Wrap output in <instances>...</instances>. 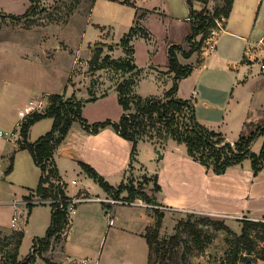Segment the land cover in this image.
<instances>
[{
  "label": "crops",
  "instance_id": "obj_1",
  "mask_svg": "<svg viewBox=\"0 0 264 264\" xmlns=\"http://www.w3.org/2000/svg\"><path fill=\"white\" fill-rule=\"evenodd\" d=\"M199 1L202 4V1ZM206 1L204 4H207L210 9L213 8L216 2V0ZM3 2L6 4V8L11 3V0ZM125 2L136 6V3L132 0H126ZM187 2L191 5L189 0ZM162 3L170 5L169 0H162ZM263 4L264 0H234L230 16L223 20L224 27H214L210 37L206 40L207 44H204L203 59L199 62L196 59V64H192L194 65L192 71L187 76L179 79V87L176 92L178 97L190 99L192 102L196 97L199 100L197 107L206 101V105L212 109V111H206L198 108L202 111V115L196 112V115L198 113V120L210 128H214V123L220 121V119L213 117L218 107L224 104L220 101L219 95L222 94L228 100L232 96L229 90L234 87L238 80V76L232 78L235 64L239 66L238 69L240 70L245 66L249 68L252 63L254 64V59L259 58L262 53L261 44L264 42ZM158 7V4H151L150 6H143V8L140 7L141 11L140 9L136 11V18L130 27L132 28L138 24L139 29L130 43L134 48L132 61L139 68L142 67L145 70V74L151 75L155 81L162 85L161 94H156L155 92V94H149V96L162 97L174 83L175 72L169 71L170 47L173 44L190 46L187 37L193 29V22L198 19V12L197 10H194V13L191 12L192 7H190L191 9H188L187 13L178 17L175 24L177 28L174 33L167 36V42L165 43L164 40L159 43L158 38L155 39L156 44H154V33L163 36L164 31L168 28V21L163 20L164 17L160 14ZM205 9L203 8V10ZM141 22L144 25H149V29ZM151 22L154 23L157 30L150 26ZM94 24L101 27L102 32L104 31L105 33L106 25L102 26L98 22H94ZM199 35L200 33L194 39L197 40L196 38ZM38 39V42L45 41L43 37ZM120 41L121 39L118 41L113 40L116 43ZM160 49H162V54H166L167 58L162 56V60H157L155 55ZM114 50L119 51L120 54L116 56L119 59L120 57L125 58L128 56L123 46L119 48L118 45H115V49L111 51ZM44 53L47 56H51L47 48H45ZM178 56L182 63L187 64L190 63V59L195 57V53L191 56H185L182 51H179ZM242 56H244V59H241ZM43 60L36 61L44 63ZM211 63H213V67L209 70L206 79L204 78L202 86L198 87L200 77L210 68ZM232 63L234 64L233 66ZM119 70L121 72L117 74L119 76L123 75V70ZM70 74L71 70L69 71L68 79L71 77ZM252 80L253 82L250 84L251 86L249 85V88L256 90L257 93L261 79L258 76H254ZM3 81V79L0 80V83H2L0 85V95L1 90H3ZM68 83L69 81L67 80ZM18 85L16 86L18 90V93H16L17 98L6 105L2 104L0 98V130L16 131L13 140L0 137L6 142H14L11 143L12 145L9 148L5 145L1 146L2 143L0 144V169L3 166L1 160L4 159L5 155L13 151L17 155L15 160L19 161L24 158V163L23 161L21 162L24 168H30L32 163L35 162L32 153L30 157L22 153L24 150L29 149L19 146L20 142L18 139L21 138L18 134L19 122L22 119L20 111L32 100L43 98L48 100L46 102L49 103V99L45 96L59 92L51 88L38 91L36 86L32 87L26 81L20 82ZM139 85L137 84L136 87ZM102 87L100 90L104 89L103 92L93 95L95 98H91V95L88 97L83 95L88 98L83 115L90 122L106 119L118 121L124 112L123 106L122 110L116 115H113L107 108L108 101L111 98L118 100L121 104L117 84L110 82L105 83ZM213 88L214 95L210 96L208 92ZM71 89V92H73L72 86ZM252 94L254 96V93ZM19 98H22L20 104L17 100ZM233 99L228 103L226 102V108L221 113L224 122L228 123V125L230 123L234 125V130L232 128H227L228 130L223 128L224 131L222 130L226 140L231 142H234L240 136L249 122L264 118V99L261 100L260 98V102L255 101L254 98L247 99L241 104L244 105L241 109L237 104L232 106ZM209 111L210 119L209 115L206 116L205 114ZM251 115L254 116L251 117ZM168 142L166 145L161 146L152 141H140L137 152L134 154V142L124 137L113 126H106L98 132H91L77 122L73 124L55 152L56 162L62 179L67 183V194L76 195L82 193L92 197V199H86L76 204L74 218L72 215L67 229L65 227V239L58 250H62L64 256L59 257L56 255L57 258H53V264L62 258L65 260L62 264H149L150 245L145 233L148 227L156 222L155 207L165 212L164 221L167 219L174 220V212L184 211L193 214L221 215L227 219V222L240 216L259 220L264 215V167L259 172H255L251 159L247 158L240 164L228 167L225 172L217 173L212 167H208L193 158L185 144L173 139ZM141 155L152 159V161L157 160L156 166L145 172L146 170H143L140 162ZM83 163L94 167L113 188H105L87 172ZM131 171L140 172L143 176L148 177V180L145 181L147 187L145 189L155 202L147 201L145 203L142 201L141 196H136L135 198L121 197V194L128 189L117 194V188L121 183L127 182ZM75 172L81 174L83 178L81 186L76 188L75 192H71L70 189L74 187L72 184L77 183V180L73 178L71 184L70 180H68V175L75 174ZM2 175L4 174L2 173ZM37 179L35 178L34 181H37ZM74 180L76 181L74 182ZM96 184L100 186L98 188H100L101 193L93 196L90 187ZM4 192L6 197L0 200V204L5 206L6 211L14 208V213L10 222L4 220V212L0 211V228L10 230L22 228L23 222L20 224L18 221L25 215L29 207L27 202H25L28 201L26 194L24 197H20L18 191L10 188V186L5 187ZM98 197L128 200L130 201L128 202L129 204L137 205L138 208L135 211H118V209H115V205L118 203L126 204V202L111 203L110 201L97 199ZM36 198L38 197L36 196ZM109 211L115 217V222L112 224L109 222ZM15 215L18 217L16 221L13 220ZM76 234L81 237L79 238ZM83 234H95L96 240L88 242V239L85 240L82 237ZM106 235L107 238H110V242L106 255L103 257L104 252L101 245ZM106 243L107 241H105ZM256 255L257 252H254L251 258ZM238 264L249 263L244 259H239ZM252 264H264V259L257 257Z\"/></svg>",
  "mask_w": 264,
  "mask_h": 264
},
{
  "label": "rangeland",
  "instance_id": "obj_2",
  "mask_svg": "<svg viewBox=\"0 0 264 264\" xmlns=\"http://www.w3.org/2000/svg\"><path fill=\"white\" fill-rule=\"evenodd\" d=\"M3 1L7 0H0V80H4V85H2L3 90H1L0 98L3 105H6L10 101L17 98L16 93H18V90L16 86L18 85V83H22L24 81H26L32 87L36 86L38 91H44L51 88L52 90H58L59 92L64 93L67 98L74 95V98L81 100L88 99L85 98V96L88 97L90 95L92 96L103 92L104 89H100L103 88L102 85H104L105 83L113 82L117 84L118 81H120V79L122 78V75L119 76L117 74L121 72L119 69L114 66L91 69L90 59L98 45H103L104 47L103 56L110 55V59H119L116 57L120 54L119 51L111 50L115 49V45H118L119 48L123 45L121 41L119 43H116L113 42V40L118 41L122 39V37L128 32V30L131 28L130 26H132L136 18V11H138L140 7L143 8V6L158 4L160 14H162L164 17L163 20L168 21V28L166 31H164L163 36L158 35V33H154V44H156L155 39L158 38L159 43L164 40L165 43L167 42V36H170L172 33H174L175 29L177 28L175 24L177 23L178 17L182 14L187 13V10L191 9L190 7H192L195 11L197 10L198 13L203 11V8L205 9V7L206 10L210 9L207 4H204V2H207L206 0H201L202 4L199 0H191L192 5H189L187 0H169L170 5H164L162 3V0H132L134 3H136V6L134 4L125 2L126 0H11V3H9L8 7L6 8V4ZM218 1L219 0H216L215 5L218 3ZM28 10L30 11L27 15H25L24 13H26ZM12 15L20 17L15 18ZM196 20L198 19H195V21ZM94 22H98L102 26L106 25L105 33L104 31L102 32V28L98 27L96 24H94ZM150 24L151 27L156 29L153 22H151ZM144 26L149 29V25ZM191 33L192 31L189 34ZM202 35L203 32H200L199 37L196 39H202ZM39 37H43L45 41L38 42ZM51 44L53 45L50 48ZM204 44H207V41H205ZM45 48L48 49V52L51 53V56H47V54L44 53ZM261 48V55L259 56V58L254 59V64L252 63L249 68L248 66H245L244 68L240 67V70L238 69L239 66L236 64L233 67L234 73L232 74V78H236L238 76V80L235 83L234 87L229 90L232 94L229 100L227 97H223L222 94L219 95L220 101L224 104L218 107V109L216 110V114L213 115L215 119H220V121L218 123H214V128L211 129L216 128L215 130L219 132H222V130L224 131L223 128H225L226 130H228L227 128H232V130H234V125H232V123L228 125V123L224 122V120H222L223 117L221 114L226 108L225 104L230 102L232 98H234L231 103L232 106H235L237 104L240 109L244 107V105L241 104H243L247 99L254 98V100H257V102H260V98L261 100L264 99V69L261 68V58L264 54V42L261 44ZM124 49L126 50L125 47ZM204 49L205 46L202 48V51L194 52L195 57L189 60L190 65L194 63L196 64L197 61L199 62L203 59ZM129 52V56L133 57V49H131ZM155 56L157 60H162V56L167 58L166 54H162V49H160ZM242 58L244 59V56H242L241 59ZM40 59H44V63L36 61ZM233 65L234 64L232 63V66ZM212 67L213 63H211L210 68L202 74V78L200 77L201 80L199 79L198 87L202 86L204 78L206 79L209 74V70ZM140 68V78L137 83L138 85L140 83V85L137 87L135 86L136 93L141 95L143 98L148 97L149 94H155V92L156 94H161L160 92H162V85L155 81L151 75L145 74V70H143L142 67ZM70 70L71 77L68 79ZM254 76H258L261 79V81L259 82L260 87L257 89V93L256 90H251L249 88V85L253 82L252 79ZM67 80L69 81L68 84ZM1 84L2 83H0V85ZM71 86L73 87V92H71ZM252 93H254V96H252ZM208 94L210 96H213L214 88L211 89ZM45 97L49 99V94H47ZM21 99L22 98L17 99L19 104L20 102H22ZM42 100L44 101V103H47V105H49V103L46 102L48 100L43 98ZM198 101L199 100H197L196 97L193 99V103L196 106V112H199V114L201 115L203 114L202 111L198 108L206 111H212L210 106L206 105V101H204L203 104L201 103V105L197 107ZM84 107L83 110L85 109ZM107 108L113 115H116L120 110H122V105L118 102V100L111 98L108 101ZM210 111L205 113L206 116L209 115V119ZM252 116L254 115H251V117ZM43 118L45 119L41 118L42 120H37L31 125L26 140H29L31 142L36 141L40 136L50 131L53 118L50 116ZM23 122L24 121H22V124L19 126L18 134L21 137L20 139H18L19 142L24 140V136H22L21 134V127L23 125ZM263 123L264 118H259V120L249 122L245 130L246 132H248ZM222 133L224 134V132ZM162 141L163 143H167L168 141L170 142V140ZM11 143L14 142H6V140L0 138L1 146L5 145L9 148V146L12 145ZM263 143L264 133L259 134L256 137L253 142L252 150L255 152H259L263 146ZM232 144L234 147L236 146L235 141L232 142ZM22 153L27 154L29 157L31 154L29 150H24ZM12 155L14 156V168L9 172L8 168L11 163ZM15 156H17L16 152L13 151L12 153L5 155L4 159L1 160L3 166L0 169V200L6 197L4 188L9 186L10 188H14L15 190H17L20 197H24L25 194L26 196L30 194L32 196V192L35 193L34 189H36L38 180H40L41 168L36 164V162H33L30 168H24V158L17 161L15 160ZM141 156L142 157L140 158V162L142 164L143 170H146L145 172L150 171L153 166H156L157 160L152 161V159H148L143 155ZM22 161L23 163H21ZM2 173L4 175H2ZM35 178H38L37 181H34ZM73 178L77 180L78 184H72ZM82 178L83 176L77 172H75V174L68 175V180H70V183L74 186H72L73 188L70 189L71 192H75L76 188L81 186ZM147 178L148 177L143 176V174H141L140 172L131 171L129 174V179H127V182H125V184L134 185L137 188L141 189L143 187H146L145 181L148 180ZM98 187L100 186L97 184L90 187L91 194L93 196H96L97 193H101V190ZM36 196L33 194L34 200L40 199L36 198ZM69 196L85 197L86 195L81 193ZM121 197L133 198L128 190H125V192L121 194ZM142 201H144L145 203L147 202L145 198H142ZM4 207V205L0 204V211L4 212L3 218L4 220L11 222L14 208L12 210L9 209L8 211H6ZM137 208V205L129 203H118L115 205V209L123 212L135 211ZM66 210L68 211V208H66ZM20 213L22 214V212ZM174 213V220L167 219L163 221L161 229L162 237H169L176 231V225L178 221H180L181 219H187L192 215V213L185 211ZM74 214L75 213L72 214L73 218ZM195 215H206L213 219L224 220L226 224L229 223L228 225L237 233H240L245 219H251L253 221L255 220L247 216H240L235 217L227 222V219L221 215H209L201 213ZM51 218V203H36L35 205L28 207L25 215H23L18 221V223L20 222V224L21 222H23L22 228L19 229H24L25 231L19 249V259L28 257V255L32 251V253L35 254V257L30 264H53V258H57L56 255L59 257L64 256L63 251L58 250L60 249L61 243L64 242L65 229L57 233L52 238L49 248L47 250H44V252L40 251L39 244L37 245L36 249L31 250V247L33 246L34 241L37 237L46 236L48 231L47 228L51 222ZM259 219H264V215ZM204 227L206 233L212 236L211 241H208L203 248L194 245L188 246L183 243L178 248V253L174 255L173 259H169L167 263L225 264L227 255L231 249V244L227 238L230 234V231L226 228H216L212 223L204 224ZM10 231V229L0 228V236H3L4 233ZM253 233L257 237V241L259 244L258 247L261 248L264 245V241L262 239L264 231L256 229L253 231ZM76 235L79 236V238L81 237L79 234ZM82 237H84L85 240L88 239V242H90V240H96L95 234H83ZM105 241H107L106 244ZM109 242L110 238H107L106 235L101 245L104 252L103 257H105L106 255ZM64 261L65 260L63 258L58 259L55 264H62L64 263ZM155 263L161 264V260H156Z\"/></svg>",
  "mask_w": 264,
  "mask_h": 264
},
{
  "label": "trees",
  "instance_id": "obj_3",
  "mask_svg": "<svg viewBox=\"0 0 264 264\" xmlns=\"http://www.w3.org/2000/svg\"><path fill=\"white\" fill-rule=\"evenodd\" d=\"M189 2L192 5L191 0ZM233 3L234 0H219L212 10L205 9L204 12L198 13V20L193 22L192 33L187 37L190 46L173 44L170 47L169 71L175 72L174 83L164 96L152 95L143 98L135 91V86L140 78V68L132 61L129 51L133 49L134 52L130 42L138 32L139 26L137 24L121 39L122 45L127 50V57L110 59V55L103 56V45H98L90 59L91 69L114 66L124 72L123 79L121 78L117 83L119 100L124 108V112L118 121L106 119L90 122L83 115V107L88 99H76L73 97L74 95L67 98L61 92L49 94V105L45 111H35L22 120L24 122L21 127V134L24 136V140L20 141L19 146L29 149L36 164L41 168V177L36 189H34L35 193L33 192L35 196L38 195L40 201H34L33 194L32 196L30 194L26 196L27 204L31 207L36 203L48 202L45 200H54L49 202L52 204V218L47 234L44 237H37L31 250L36 249L39 244L40 251L44 252L49 248L52 238L69 225L70 217L66 208L70 196L66 192L67 183L60 175L55 152L75 122L91 132H98L106 126H113L124 137L134 142V154L137 152L141 140L152 141L163 146L167 143H163L162 140L173 139L185 144L193 158L208 167H212L217 173L225 172L228 167L240 164L247 158L251 159L255 172H259L264 167V143L259 152L251 149V144L256 137L264 133V123L248 132L244 129L235 140L236 146L234 147L231 141L226 140L222 132L211 129L198 120L192 100L183 99L176 95L179 79L187 76L193 68V65L183 64L180 61L178 52L182 51L185 56H191L196 51H202L212 29L217 27L216 18H228ZM29 11L24 14L27 15ZM191 12L194 13L193 8ZM200 32H203L202 39L195 40L194 38ZM91 98H95V96L92 95ZM47 116L53 118L50 131L40 136L36 141L26 140L31 125ZM83 165L87 172L105 188H113L94 167L85 163ZM13 168L14 156L12 155L8 171H12ZM125 189H128L133 198L141 196L148 202L154 200L145 187L140 189L125 183L119 185L117 194ZM154 210L156 211V222L149 226L145 233L150 245L149 264H156V260L159 259L161 264H168V260L174 258V255L178 253V248L183 243L188 246L194 245L203 248L208 241L212 240V236L206 233L204 224L211 223L216 228H226L230 231L227 238L231 244V249L225 264H238L239 259H244L247 263L252 264L257 257L264 259V245L261 248L258 247L257 237L253 233L256 229L264 231V220L245 219L242 231L237 233L224 220L213 219L206 215L196 216L195 213H192L189 218L178 221L176 231L173 234L169 237H162L161 228L165 212L158 207H155ZM24 234V229L13 228L10 232L0 236V264H30L34 260L35 254L32 251L28 257L19 259L18 254ZM262 239L264 241V235ZM254 252H257V255L251 259L248 258V255H252Z\"/></svg>",
  "mask_w": 264,
  "mask_h": 264
},
{
  "label": "built area",
  "instance_id": "obj_4",
  "mask_svg": "<svg viewBox=\"0 0 264 264\" xmlns=\"http://www.w3.org/2000/svg\"><path fill=\"white\" fill-rule=\"evenodd\" d=\"M223 20L224 18H216V22H217V27L219 28H223L224 27V24H223ZM261 68L264 69V54L261 58ZM48 105L44 103V101L42 99H39V100H32L30 101L21 111H20V116H21V121L19 122V126L21 125V122L22 120L27 117L29 114L35 112V111H39V112H43L46 107ZM15 135H16V131L15 130H12V131H4V130H0V137H4V138H7L9 140H13L15 138ZM76 180H74L75 182ZM86 199H92V197H88V196H85V197H81V196H72L68 199L69 201V205L67 206L68 208V213L69 214V217L71 218L72 214L76 211V204L78 202H81L83 200H86ZM97 199H101V200H106V201H110L111 203H116V202H130V201H125V200H119V199H116V198H100L98 197ZM34 200V199H33ZM34 201H40V200H34ZM45 201H48V202H52L54 201L53 199H50V200H45ZM25 202H28V201H25ZM109 216H110V219H109V222L110 224L114 223L115 222V217L112 215V213L109 211ZM17 216L15 215L13 220L16 221L17 220ZM260 220V219H259ZM261 220H264V219H261Z\"/></svg>",
  "mask_w": 264,
  "mask_h": 264
},
{
  "label": "water",
  "instance_id": "obj_5",
  "mask_svg": "<svg viewBox=\"0 0 264 264\" xmlns=\"http://www.w3.org/2000/svg\"><path fill=\"white\" fill-rule=\"evenodd\" d=\"M248 258H250V259H251V255H248Z\"/></svg>",
  "mask_w": 264,
  "mask_h": 264
}]
</instances>
